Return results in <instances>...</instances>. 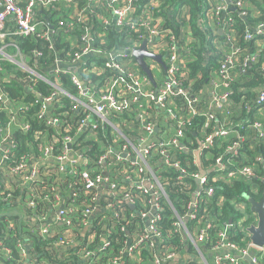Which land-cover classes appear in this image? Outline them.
I'll return each mask as SVG.
<instances>
[{
  "label": "built area",
  "instance_id": "2783aa9c",
  "mask_svg": "<svg viewBox=\"0 0 264 264\" xmlns=\"http://www.w3.org/2000/svg\"><path fill=\"white\" fill-rule=\"evenodd\" d=\"M163 2L0 0V76L4 73V61L14 63L26 75L8 71L6 81L17 80L26 93L36 96L33 102L23 103L21 98L2 91L0 84V111L5 115L4 122L0 120V193H5L12 184L28 186V205L35 206L37 192L31 187L46 184L45 177H40L42 170H48L49 163L55 162L59 172L70 170L75 175L76 164L88 163L89 156L82 151V145L87 146L88 141L77 143L75 135L82 133L80 137L98 138L101 131L110 127L115 135L113 141L120 139L123 143L118 150L108 146L99 156L98 162L106 172L95 177L83 173L86 188L95 190L91 200L97 203L84 210L83 228H73L67 214L76 209L65 202L59 188L51 186L48 190L53 194L49 204L51 214L42 218L35 213L32 215L40 223L41 235L61 232L56 243L68 249L78 247V264H95L100 254L110 250L115 252L109 259L110 264H264V244H254L249 231L240 241H234L229 233L230 224L211 230L209 220L200 216L209 200L217 195L219 181L231 184L237 177L255 175L253 165L264 163V156L258 154L252 164H239L240 148L250 134L252 148L264 141V122L254 119L244 125L242 121L231 120L230 114L239 112V108L233 106L232 90L225 88L236 75L247 73V66L257 56V53L246 55L243 51L247 48L231 40L235 21L228 19V8L230 4L241 6L242 1L215 0V5L207 12L209 19L218 20V32L221 31L230 45L229 50L213 60L211 53H204L202 66L208 67L206 72L202 69L195 72L191 58L194 35L183 28L176 32V27L171 25L173 20L168 22L173 17L172 9L166 8L165 12ZM187 10L185 6L181 11ZM240 13L247 14L244 9ZM178 19L181 18L175 16V22ZM178 24L181 25V21ZM255 31L263 34L264 23L257 25ZM30 34L43 38L55 55L52 63L42 62L41 71L34 69L31 61H37L43 54L33 50L27 60L13 40L16 36ZM60 34L78 35L75 52L64 58L59 56L54 42L55 36ZM112 35L123 39L124 44L110 47ZM133 35L139 40H133ZM253 37L250 32L244 35L246 40ZM144 41L147 50L161 55L164 63L146 59L153 80L133 55ZM220 43L216 37L217 48H221ZM13 47L16 52L11 53ZM64 75L68 76L74 90L67 87ZM39 83L45 86V91L37 88ZM64 99H69V104ZM256 100L261 113L264 111V82ZM33 103L39 106L37 117L55 133L46 144L41 143L39 153L29 152L17 157L14 151L17 142L10 138L14 130H31L25 114ZM121 117L128 119L118 120ZM219 141L224 144L223 152L210 163L208 155L218 147ZM9 160L12 162L6 164ZM114 162L129 164L139 172L137 180L130 175H125L124 180L138 187L142 206L136 207L137 199L131 191L120 193L137 217L129 223H123V202L108 176ZM155 165L161 166L162 171L155 170ZM191 168L198 170L190 172ZM36 178L38 183L32 184ZM192 180L196 187H189L191 198L185 201V213L181 214L173 205L167 188L173 184L188 186ZM70 188L75 190V183L70 184ZM225 200L224 196L216 198L219 206ZM233 202L241 209L242 202ZM167 207L173 213L172 226L179 234L180 251L166 238L168 232L162 230L159 223ZM97 215L108 222L111 230L105 223L95 237L93 219ZM255 217L253 224L258 221L256 213ZM53 223L62 224L64 229L54 228ZM25 246L21 256H24ZM1 252L6 258L11 257L10 249L0 242ZM32 259L28 264H46L40 257Z\"/></svg>",
  "mask_w": 264,
  "mask_h": 264
},
{
  "label": "trees",
  "instance_id": "16d2710c",
  "mask_svg": "<svg viewBox=\"0 0 264 264\" xmlns=\"http://www.w3.org/2000/svg\"><path fill=\"white\" fill-rule=\"evenodd\" d=\"M146 1L147 0H141L142 3ZM238 1L239 0H229L230 3ZM241 1V6L237 7L235 4H230L228 8V19L235 21V32L232 34L231 40H234L238 46L247 48L248 51H243L246 55L257 53V56L256 60L247 66V73L236 75V78L225 86V88L232 90L231 99L233 106L239 108V112L233 115L230 114V119L235 120V123L242 121L245 125L251 120L257 118L264 120V111L261 112L263 115H258L260 106L257 104L258 102L256 100V96L262 90L264 82V33L257 34L255 31L257 25L264 23V0ZM214 5L215 0H164L163 2L165 12L168 11L166 8H172L174 12L177 13L183 6H187L188 11H190L189 19L191 23V31L194 35L191 58L193 59L192 65L195 72L199 69L206 72L208 69V67L203 68L202 66L204 53H211V59L213 60L218 54H223L226 50H229L230 43L226 42L225 37L218 32V20H215V18H213L214 20H211L207 17V12ZM243 9L246 10V15H241L240 12ZM247 32L252 33L254 37L246 40L244 35ZM216 37H218L221 42V48H217L214 44V39ZM132 38L133 40H139L137 35H133ZM13 40L27 60H30L32 57L33 50H38L43 54V57L37 61L35 59L33 62L31 61V64H35L34 69L38 71H41L43 61L52 63L55 58L54 53L48 48V43L37 35L30 34L26 36H16ZM54 42L58 49L59 56L64 58L68 54H73L75 52L78 35L60 34L55 36ZM73 44L75 45L73 46ZM118 44L123 45L124 40H119L115 35H112L109 46L115 47V45ZM6 67L10 72H19L22 75L25 74L20 70L13 69L10 64H6ZM87 75L88 74L85 73V78ZM63 78L66 80L67 87L74 90L72 85H69L68 76L64 75ZM37 88L45 91V86L42 83L37 84ZM3 89L10 95L16 98H21L23 103H31L36 99L34 93H26L25 87L20 85L17 80L5 81ZM64 100L69 104V99ZM38 107V104L33 103L30 111L25 114L27 117H25L26 120L30 121L32 125L31 130L24 132L17 129L12 133L10 139H13L18 145L14 150L17 157L29 152L39 153V146L41 143L46 144L49 137L55 133L54 129L46 128L43 121L37 117L36 111ZM114 118H117V116H114ZM127 119V117H121L118 120L122 121ZM0 120L3 122L5 120V115L2 111H0ZM195 124L197 125V122ZM80 135H82V133L75 135L77 143H81L84 139H87L88 141L87 146H85V143L82 145L83 153L89 156L88 163L84 164L80 162L76 164V175L74 174V171L70 170L59 172L57 171V164L55 162L49 163L48 170H42V176L40 177V179L45 177L46 184L39 188L34 186L31 187L32 190L37 192L34 194L35 206L28 205L26 199L28 195L27 190L29 189L28 186L12 184L10 188H7L5 193H0V242L4 247L10 249L9 255L11 256L10 258H6V254L1 252L0 261L2 264H16L21 257V252L23 251L27 239L35 241L37 250L41 251L39 260H44L46 264H78L80 258L79 253L76 252L78 251V247L68 249L59 246L56 243V240L58 241L61 232L56 235L51 233L41 235L39 233L41 229L40 223L37 219H33L32 215L35 213L38 218H42L51 214L49 204L53 199V194L48 190L51 186H54L62 191L65 202L76 209L74 212L67 214V217L72 220L73 228L76 230H81V228H83L84 225L82 220L85 218L84 210L97 204L91 200V196L95 190L86 188L83 173H88L90 177H95L100 172H106L105 167L98 162L99 156L108 148V146L118 150L123 141L120 139L116 142L113 141L115 135L110 127L101 131L98 134V138H86L85 136L80 137ZM188 135L191 136L192 134L189 133ZM1 140L2 135H0V143ZM228 140L229 138L226 139V141ZM217 145L218 147L208 155L210 163L223 152V142L219 141L217 142ZM251 146L250 139L243 142L242 147L240 148L241 155L239 164H252L254 158L258 154L264 156V141L254 148ZM1 153L2 147L0 146V155ZM11 162L12 161L9 160L6 164H10ZM253 168H255V175L237 177L231 184L219 181L218 185L220 186L216 189V191H218L217 195L212 200H209L204 209L205 211L200 213V216H204L205 219L209 220L211 230L220 229L226 224H230L229 233L231 239L234 241H240V239L248 233V226L256 222V218L254 220L255 216H253L254 212L251 211L248 205L250 204V197L256 200L262 198L264 163H256L253 165ZM109 169H111V171L108 176L111 179V182L115 184L118 198L123 202L122 212L125 215L123 223H129L130 220L134 221V218L137 217H134L133 209L123 200L120 193L124 190L131 191L137 199L138 205H136V207L139 209V207L142 206V194H140L138 187L132 186L124 180L125 175H130L134 180H137L139 172L129 164L122 162L112 163ZM155 170L162 171V168L159 165H155ZM196 170L198 169H189L190 172ZM38 181V178H36L32 184L38 183ZM72 183H75V190L70 188V184ZM190 186L193 188L196 187L195 180L190 181L188 186L173 184L169 185L167 188L173 205L181 214L185 213V201L191 198ZM40 192L43 193L40 194ZM73 192L76 193L75 196H73ZM46 195H48V198H45ZM218 196H224L226 198L221 206H219L216 201ZM234 200L244 202L246 207L241 209L236 207V204L233 202ZM172 216V210L167 207L163 211V218L159 223L162 226L161 229L168 232L165 234L166 238L170 240L172 245L178 248V251H180L182 246L181 242L178 241L179 234L174 231V227L172 226ZM239 220H242L240 224L238 223ZM105 223L111 230V226L107 221L101 220L99 215L94 217L93 226L95 237H97V234L103 230ZM53 227L56 229H64V226L59 223H53ZM113 236H116V234ZM95 241L98 242V238ZM96 242H94L93 245H95ZM114 254L115 252L113 250L100 254L103 259H101L99 264H108L109 259L114 256ZM145 256L147 257L149 254H146Z\"/></svg>",
  "mask_w": 264,
  "mask_h": 264
},
{
  "label": "water",
  "instance_id": "95a60500",
  "mask_svg": "<svg viewBox=\"0 0 264 264\" xmlns=\"http://www.w3.org/2000/svg\"><path fill=\"white\" fill-rule=\"evenodd\" d=\"M221 32V31H219ZM138 65L140 68L148 75L150 80H153V74L150 67L147 64V58L158 61L160 64H164L162 61L161 55H156L150 53L146 48V41L143 42L142 46L136 49L133 53ZM263 188H262V198L256 200L254 198H249L250 209L256 213L258 221L256 224L250 225L248 228L249 233L251 234V240L256 245L264 244V178L262 179Z\"/></svg>",
  "mask_w": 264,
  "mask_h": 264
},
{
  "label": "crops",
  "instance_id": "0c3cea01",
  "mask_svg": "<svg viewBox=\"0 0 264 264\" xmlns=\"http://www.w3.org/2000/svg\"><path fill=\"white\" fill-rule=\"evenodd\" d=\"M185 6H183L182 7V9L184 8ZM170 9H172V8H170ZM181 9V10H182ZM180 9H179V11L177 12V13H175L174 12V10L172 9V11H173V17H171L169 20H168V22L169 21H171V20H173L172 22H171V25L172 26H175L176 27V32H178V28H183V29H185L186 31H189L190 33H192V31H191V23H190V19H189V16H190V11H185V12H183V11H181ZM175 16H176V19L177 18H181V19H178V20H176V22H175ZM181 21V25L180 24H178V22H180ZM10 50H11V53H14V52H16V48L15 47H13V48H10ZM3 74H1V76H0V84H1V88H2V91H5L4 89H3V86H4V82L6 81V74H7V72L8 71H10L7 67H6V64H10L11 66H12V68L13 69H16V70H20V71H22L23 72V70L22 69H17L15 66V64L14 63H11V62H8V61H4L3 63ZM16 73H18V74H20L21 76H25L26 74H24V75H22L21 73H19V72H16ZM21 85V84H20ZM5 92H7V91H5ZM258 115H263L262 113H260L259 112V114ZM258 119V118H257ZM259 120H261L262 122H264V120L263 119H259ZM248 139H250V143H251V140H252V135L250 134V137L248 138ZM264 178V175L262 176V179ZM250 204L248 205V207L250 208ZM239 207H241V208H245L246 207V204L244 203V202H242V205L241 206H239ZM253 216H255V213H254V215ZM255 218L256 217H254V220H255ZM40 255H41V251L40 250H37V247H36V245H35V241H31L30 239H28L27 241H26V246H25V251H24V256H21L20 257V260L18 261V262H16V264H25V263H29L30 262V258L32 257L33 259H36V258H38V257H40ZM22 259V260H21ZM32 259V260H33ZM97 259H98V262L97 263H95V264H99L100 262H101V259H103V257L101 256V255H99L98 257H97ZM44 261V260H43ZM45 262V261H44ZM0 264H2V262L0 261Z\"/></svg>",
  "mask_w": 264,
  "mask_h": 264
}]
</instances>
